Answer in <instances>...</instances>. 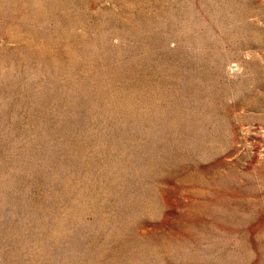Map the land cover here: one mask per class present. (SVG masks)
I'll use <instances>...</instances> for the list:
<instances>
[{
    "label": "rangeland",
    "instance_id": "374dc122",
    "mask_svg": "<svg viewBox=\"0 0 264 264\" xmlns=\"http://www.w3.org/2000/svg\"><path fill=\"white\" fill-rule=\"evenodd\" d=\"M0 264H264V0H0Z\"/></svg>",
    "mask_w": 264,
    "mask_h": 264
}]
</instances>
